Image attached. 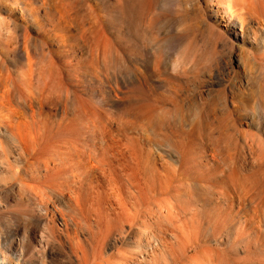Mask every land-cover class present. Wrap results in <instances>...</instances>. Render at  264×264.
<instances>
[{
  "label": "bare ground",
  "instance_id": "6f19581e",
  "mask_svg": "<svg viewBox=\"0 0 264 264\" xmlns=\"http://www.w3.org/2000/svg\"><path fill=\"white\" fill-rule=\"evenodd\" d=\"M260 75L264 89V0H0V188L23 204L74 203L75 216L86 186L145 201L169 193L143 186L165 172L183 182L145 220L143 256L264 264V184L244 165L263 149ZM127 206L99 220L102 252L121 242ZM73 252L70 264H88Z\"/></svg>",
  "mask_w": 264,
  "mask_h": 264
},
{
  "label": "rangeland",
  "instance_id": "374dc122",
  "mask_svg": "<svg viewBox=\"0 0 264 264\" xmlns=\"http://www.w3.org/2000/svg\"><path fill=\"white\" fill-rule=\"evenodd\" d=\"M238 70L241 73H243L244 68L241 67ZM260 76H258L256 86L252 91L253 95H255L256 97H260V95H263L264 93V89L261 88L262 87L261 81L263 80V76L262 75ZM262 139L263 140H261V146L264 149V137ZM263 149H262L263 152L261 151L256 154L247 155V157L245 156L244 158V165H245V169L247 170L246 173L248 172L247 174H250L253 169H257V168L260 169V173H261L260 177L262 184H264V150ZM261 156L262 158H260ZM162 173L160 178L150 177L149 180L144 181L143 186L158 187L159 184L161 183V185H163L164 187H168V192L172 194L174 187L180 185L183 182V180L177 178L169 183L166 179V173L165 172ZM113 189L115 192L111 191ZM133 191L134 189H132V187L130 188L122 187L121 189V186H116V188L115 187L111 188L96 183L86 186L85 188L80 189V192L82 194H88L89 199H87L82 203H79L80 206L78 205L77 207L78 209L79 208L80 209L79 210L76 209L77 213L75 217L73 216L75 213H73V211L71 210V207L76 208L74 203H72L73 205L56 203V205L51 204L48 206H44L39 203L23 204L17 202L18 201L17 188L15 189L9 187L0 188V237L1 240L4 239L2 240V243H0V253H3L4 255H12V256L13 255L17 256L22 254V261L24 260L27 262L32 261L33 263H37V261L38 263L44 261L46 264H70L74 262L73 251L79 249L80 252L81 251L87 252L88 254L87 257L89 258L88 264H100V263L123 264L124 258H128L130 260L131 263L128 262V264H154L156 258L165 256L166 253L163 250L160 251L157 250V247H154L149 252H146L145 255L143 256V254L137 249V245L140 244L139 242L143 244L147 241L148 237L146 238V236L148 233L145 234L146 231L144 228L145 220L146 219L148 220L150 215H152V213L156 210L157 208L156 206L159 205V204L157 205V203L161 202L162 204V202L163 203L165 202L163 200L168 196L169 193L167 194L160 192L157 193L151 192L150 194H148L145 201H141V200L138 201L137 198L138 196ZM121 193L123 194L121 195ZM116 195L121 199H119ZM127 204L129 205L127 207L131 210L133 214L129 212V215L125 218V221L127 219L124 226L125 233L123 232L122 235H120L119 233L117 234L116 232H113L111 236V239H113L115 236L116 237L121 236V242L118 243L120 247L117 244L116 247L109 249L107 251L108 253L102 252L101 250L102 237L98 229L99 220L105 216L117 220L116 210L118 211L120 209V206L123 207L126 206ZM39 205L41 208L39 207ZM114 205L116 206V208H114L115 207ZM42 206L44 208L49 207V209L52 210L53 214L50 213L46 214ZM60 215L61 216L63 215V218L66 219L65 221L66 223H68L67 226L61 220ZM73 217L74 220L72 219ZM74 223L80 224L82 227L80 225L79 226L75 225ZM173 240L174 238H172V242L175 241ZM98 246L99 248H97ZM176 246L177 245H175V247ZM176 248H178V246ZM97 250L98 252L96 253ZM126 250L128 251L126 252ZM121 252L124 254H122ZM30 255H32L33 257H30ZM96 255H97V260L95 257ZM120 258H122V260ZM104 261L106 263H104ZM180 263L190 264V263H186L185 261L178 262L176 264H180ZM167 264H172V263H167Z\"/></svg>",
  "mask_w": 264,
  "mask_h": 264
}]
</instances>
